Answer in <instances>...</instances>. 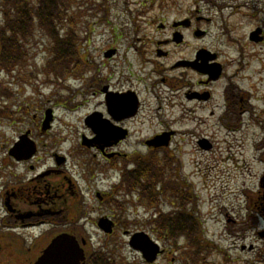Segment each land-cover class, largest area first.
<instances>
[{
  "label": "rangeland",
  "instance_id": "1",
  "mask_svg": "<svg viewBox=\"0 0 264 264\" xmlns=\"http://www.w3.org/2000/svg\"><path fill=\"white\" fill-rule=\"evenodd\" d=\"M258 1L250 0L244 6L241 3L248 1L213 0L218 7L226 6L219 14L217 7L204 0H72L63 22L65 28L72 26L75 30L77 46L76 58L71 64L73 70L66 75V80H56L47 74L51 68L48 41L40 34L25 48L22 67H16L11 75L0 72V236L5 237L7 232L5 222L13 223L4 214L1 196L25 189L29 180L39 175L40 185L44 179L53 185L61 181L64 188L70 186L69 180L75 184V194L68 192L72 198L67 200L70 203L66 219L52 221L50 231L51 234L75 232L84 238L88 253L99 250L105 254L106 250L118 247L123 248L122 258L127 253V264H146L139 255L130 252L123 233L127 228L129 233H151L152 239L157 238L168 251L155 264H264V239L257 236L264 223L259 221L257 229L254 228L258 208H250L257 201L258 190V166L251 158L249 142L253 130L243 131L242 151L239 133L225 135L222 129L209 127L210 122L204 124L205 111L195 112L192 101L184 99L183 91L175 98L162 92L166 87L171 88L167 86L169 83H175L170 78L174 72L169 66L176 57L161 59L157 74L140 75L147 80L132 83L143 101L141 112L133 123H128L131 130L128 139L106 150L117 152L120 157L107 162L83 138L93 136L84 125V118L96 109H104L100 89L108 85L111 91H126L127 78L134 81L136 65L141 62L135 54L139 48L149 47L153 51L156 41L170 38L169 28L174 21L191 17L195 9L198 16L210 21L196 24L208 30L204 39L186 38L193 44L192 48L203 43L226 63L233 61L232 64L238 65L249 61L264 79V44H251L247 40L251 30L264 21V1ZM253 14L257 16L252 18ZM223 20L229 26L224 28L229 31L226 34L219 29L223 28ZM161 23L168 29L158 30ZM232 45L241 46L242 53L237 54ZM168 48L172 50L171 46ZM108 49H115V55L105 58L103 53ZM151 58L155 59L154 55ZM150 70L147 64L144 71L147 74ZM76 71L79 75L73 74ZM161 77L170 79L163 87L156 85L161 88L159 93L149 95L145 86L153 83L150 79L159 82ZM187 78H191L190 74ZM2 85L9 89L5 95ZM75 102V107H67ZM45 109L52 110L53 120L50 129L42 131ZM194 116L201 124L193 123ZM179 120L184 121L176 122ZM168 130L175 133L167 148L145 145L155 135ZM27 131L37 146L36 156L16 163L6 153ZM204 138L211 142V149L205 150L199 145L198 141ZM54 155L64 157L60 166L54 162ZM140 162L146 163L156 177L154 184L149 185L152 198L141 195L147 191L140 186L139 190L127 192V181L121 179L128 164L140 184L145 181L137 168ZM41 172L49 173L42 178ZM96 192L105 198L100 201ZM61 213L63 217L64 210ZM158 213L164 214L163 218L165 214L174 217L175 228L164 227L162 221L156 223ZM101 216H113L118 222L115 235L106 236L97 228L96 221ZM180 230L185 231L181 232L184 236ZM197 232L200 235L196 237ZM186 235H194L197 240L191 242ZM21 236L26 243L32 237ZM250 244L251 250L240 249V245Z\"/></svg>",
  "mask_w": 264,
  "mask_h": 264
},
{
  "label": "flooded vegetation",
  "instance_id": "2",
  "mask_svg": "<svg viewBox=\"0 0 264 264\" xmlns=\"http://www.w3.org/2000/svg\"><path fill=\"white\" fill-rule=\"evenodd\" d=\"M204 1L211 3L213 0ZM245 1L248 2L241 3L244 6L248 5L250 0ZM258 2H260V0ZM212 5H214L212 7H217L219 14L226 8L224 5L220 7L215 4ZM256 13H258V11H256ZM253 15H251L252 18L257 16L255 14ZM184 19L186 21L183 23H180L181 20H176L177 23H174L176 25H170V38L156 41L153 51L149 50V47H144V50L139 48V51L135 53L137 60H141V62L136 65L137 72L134 73L136 75L134 81L127 78V90L124 91L127 93L126 100L131 101L130 107L127 108L130 116L121 121H116L111 113L107 111L106 96H114V94L110 95L108 92H115L109 90L108 85L103 86L99 93L100 96L103 95L104 109L102 111H97L96 109L95 111L101 113L103 118H108L115 125L124 128L127 131L124 137V141H126L131 134L128 123H133V121H135L143 106L140 93L138 89L136 90L134 88L135 86L132 83L147 80L140 75L153 76L154 73L157 74L158 68H160L158 62L161 59L167 60L170 56L176 57L173 63L169 66V69L174 72V75L170 78L173 77L175 83H169L167 86H171V88L166 87L165 89H162V92L171 94V96L175 98V96H180L183 91L184 99L189 102L192 101L195 112L198 109L205 111L206 114L202 120L204 124L210 122L209 127L218 130L222 129L225 135L239 133V137L242 140V151L243 131L250 128L253 130L252 139L249 142L251 143L252 148L251 158L258 166L256 182L258 190L256 192L257 201L255 200L252 202L250 208L253 210L255 207L258 208V213L252 224L254 225V228L257 229L259 221H263L264 223V86L261 85L264 82V79L261 78V72L254 68L249 61H245L244 63L239 62L238 65L232 64L233 61L226 63L224 60H221V56H219L217 52L211 51L207 46H204L203 43H201L200 46H194L192 48L193 44H189L188 41H186V38L189 36L196 40L197 38L204 39L209 33L208 30L204 28L200 29L196 24L202 23L203 21L207 23L210 21V18L198 16L197 9H195V12L192 13L191 17ZM133 25L135 29L138 28L135 23H133ZM222 26L223 28L220 26L219 29L225 34L226 32H229L228 29L226 31L224 29L229 28L228 25L226 26L225 20L222 21ZM234 26L235 25H233V27ZM164 29H168V27L164 25L160 28V30L165 31ZM251 32H254V34H250ZM251 32L249 33V36H247L249 43L257 44L261 42V44H264V21L262 22V25L255 26ZM234 42L236 41H232L231 43ZM139 43L141 44V42ZM169 46L172 47V50L168 48ZM232 46L236 48L237 54L242 53L241 46ZM146 54H149V56ZM153 55L155 59L151 58ZM247 57H249V55H247ZM237 61H239V59H237ZM147 64L151 66V70L146 74L144 68ZM185 72L190 74V79L187 78L188 74H185ZM170 78L161 77L159 82L150 79L153 83L149 85L147 84L145 90L148 91L149 95H156L159 93V89H161L160 87H163V83L166 82L165 84H167L168 79ZM157 84L160 85V87L156 86ZM262 86L263 88L261 90L260 87ZM260 90L261 93L259 94ZM177 101L179 102L180 100L177 98ZM187 111L190 113L192 112L191 109H187ZM114 116L116 118H122L119 117V115ZM183 118L184 117L182 116L180 119ZM183 121L184 120H179L176 122L180 123ZM196 121L198 120H196V117L194 116L193 123ZM176 122L172 121V123ZM197 123L201 124L200 121ZM171 138H173V136ZM204 141L205 142L203 143L201 142L203 149H211L212 145L209 139L204 138ZM122 142H119L118 144ZM105 152L101 153L103 155L102 157H105ZM118 156L119 154L115 152V154L110 156L111 158L109 159ZM109 159H106V161L108 162ZM30 168L32 169L33 166ZM46 175L47 174L44 173L42 178ZM39 179L40 176L36 175L29 180V183H27L25 187H23L25 189H16V191H12L4 197L1 196L3 201L2 206H4V214L6 217H9L13 223L10 224L8 221L5 222L7 224V228H5L7 231L5 233L6 238L3 237V234L0 236V264H37L40 258L39 256L43 253L45 247L52 239L50 231L52 221H57L59 218L63 220L66 219L65 216L67 215L68 209L66 202L68 198H72V196H69L68 192L72 195L75 194V184L69 180L68 182L70 186L64 188V183L61 181H59L61 184L57 182L53 185L46 182V179H44L42 182L43 184L40 185ZM124 179L127 180V172ZM110 191H112V189ZM100 195L102 196V194H96L101 201L105 197L102 198ZM173 199L176 198L173 197ZM108 200L109 198L107 196L106 201ZM63 210L64 216L61 217V212H63ZM163 217L164 216H158L156 219L161 222L164 220ZM109 219L113 222V230L111 234L106 236H113L117 233L115 228L116 223L118 222L115 221L113 216ZM126 230L127 228L123 230V233L127 240L128 232ZM25 234L32 236L28 243H26L21 236ZM257 236H259L260 239H264V224L263 227H260V230L257 231ZM2 239L6 242H3ZM82 246L84 247L85 243H82ZM252 248V244L249 246L240 245L241 250H251ZM122 250L123 248L115 247L114 250H106L104 252L105 254H100L99 250H93L90 253H87L85 250L83 253V259L79 264H101V261L103 262L104 260L107 261V264H127V253L125 254V257L122 258ZM129 250L131 253L139 255L143 262H146V259L143 258L142 254L133 249ZM107 255L111 256L105 259L104 257ZM164 255L166 254L163 253L158 255L156 259L149 264H155ZM21 257L23 258L21 259ZM103 264L105 263L103 262Z\"/></svg>",
  "mask_w": 264,
  "mask_h": 264
},
{
  "label": "trees",
  "instance_id": "3",
  "mask_svg": "<svg viewBox=\"0 0 264 264\" xmlns=\"http://www.w3.org/2000/svg\"><path fill=\"white\" fill-rule=\"evenodd\" d=\"M71 4L72 0H0V70L9 73L13 67H22L27 44L40 34L51 48L48 62L51 68L47 74L56 80L69 74L76 58V38L72 26L65 28L63 21ZM137 168L145 181L140 184L135 171L127 172V188L139 190L138 186L143 187L147 192L141 195L152 198L153 190L149 185L154 184L156 177L144 162L138 163ZM173 220L174 217L164 218V227L173 230ZM187 238L191 241L190 236Z\"/></svg>",
  "mask_w": 264,
  "mask_h": 264
},
{
  "label": "water",
  "instance_id": "4",
  "mask_svg": "<svg viewBox=\"0 0 264 264\" xmlns=\"http://www.w3.org/2000/svg\"><path fill=\"white\" fill-rule=\"evenodd\" d=\"M121 99L122 97L116 98L113 100V103L119 107L123 104V102L118 101ZM49 120L50 116L47 113L44 127H46ZM102 129V127L98 126L96 132L99 134ZM169 135L170 133H165L148 144L158 146L167 145ZM100 147L102 148V146ZM33 151L32 143L27 140L26 135H23L13 148L10 149L8 154L12 155L17 160H21L29 158ZM99 226L104 229L105 232L109 231V223L107 221L100 220ZM130 244L135 248H140L146 257L151 256L153 258L155 252L157 253L158 246L144 233L134 234L131 238ZM81 256L82 251L76 244L74 237L63 234L53 239L52 243L45 249L44 253L39 258L37 264H78Z\"/></svg>",
  "mask_w": 264,
  "mask_h": 264
}]
</instances>
